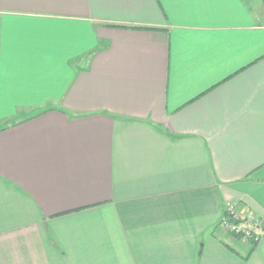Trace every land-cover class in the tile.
I'll return each mask as SVG.
<instances>
[{
    "label": "crops",
    "instance_id": "1",
    "mask_svg": "<svg viewBox=\"0 0 264 264\" xmlns=\"http://www.w3.org/2000/svg\"><path fill=\"white\" fill-rule=\"evenodd\" d=\"M1 123L0 264H264L263 0H0Z\"/></svg>",
    "mask_w": 264,
    "mask_h": 264
},
{
    "label": "built area",
    "instance_id": "2",
    "mask_svg": "<svg viewBox=\"0 0 264 264\" xmlns=\"http://www.w3.org/2000/svg\"><path fill=\"white\" fill-rule=\"evenodd\" d=\"M264 3V0H263ZM259 222L252 214H245L234 202H227L220 219V229L235 238L248 242L253 239L257 242L258 232L261 229Z\"/></svg>",
    "mask_w": 264,
    "mask_h": 264
},
{
    "label": "trees",
    "instance_id": "3",
    "mask_svg": "<svg viewBox=\"0 0 264 264\" xmlns=\"http://www.w3.org/2000/svg\"><path fill=\"white\" fill-rule=\"evenodd\" d=\"M219 226V224H218ZM237 238H240L239 236H237ZM248 255L251 253V251L254 249V247L256 246L257 242L254 241L253 239H249L248 240Z\"/></svg>",
    "mask_w": 264,
    "mask_h": 264
},
{
    "label": "rangeland",
    "instance_id": "4",
    "mask_svg": "<svg viewBox=\"0 0 264 264\" xmlns=\"http://www.w3.org/2000/svg\"><path fill=\"white\" fill-rule=\"evenodd\" d=\"M4 124H0V126L2 127ZM220 219H221V217H220ZM220 219H219V222H218V224L220 223ZM219 227V229H220V226H218ZM221 230V229H220ZM222 231V230H221Z\"/></svg>",
    "mask_w": 264,
    "mask_h": 264
}]
</instances>
